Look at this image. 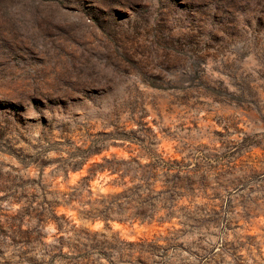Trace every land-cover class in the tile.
I'll return each instance as SVG.
<instances>
[{
	"label": "rangeland",
	"instance_id": "obj_1",
	"mask_svg": "<svg viewBox=\"0 0 264 264\" xmlns=\"http://www.w3.org/2000/svg\"><path fill=\"white\" fill-rule=\"evenodd\" d=\"M101 249L264 264V0H0V264Z\"/></svg>",
	"mask_w": 264,
	"mask_h": 264
},
{
	"label": "trees",
	"instance_id": "obj_2",
	"mask_svg": "<svg viewBox=\"0 0 264 264\" xmlns=\"http://www.w3.org/2000/svg\"><path fill=\"white\" fill-rule=\"evenodd\" d=\"M104 161L105 162H107L108 160H106V159H104ZM140 165H139V163H136V167H139ZM102 170L101 171H103V170H105L106 168H101ZM110 172L112 171V170H110V169H108ZM132 179V178H131ZM133 191V193L135 194V195H138L137 193H136V191H139V188H133L132 190L131 189H129V190H123V191H121V192H114V193H112V194H110V195H108V197L109 198H112L113 199V201H111L110 202V204H112V203H120L123 199H127L128 198V193L127 192H132ZM138 212H136V214H134V216H133V221H135V220H137V219H140V218H138V217H140L139 216V214H137ZM142 217L143 216H141V219H142ZM51 248H52V246H50ZM52 250V249H51ZM60 251H61V249H59V253H54L53 254V256L51 257V258H54V257H59V258H61V259H69L70 257H68V256H66L65 254H62V253H60ZM97 253H98V255H99V258L101 257V258H105L106 257V259L108 260V256H106L107 254H105L104 252H103V250L101 249V250H97ZM88 253H86L85 255L84 254H80V255H78L77 256V258H79V259H85L86 258V255H87ZM90 257H91V251H90ZM66 261H68V260H66ZM65 261V264H78V262L76 261V260H74L73 262H66ZM108 262H109V264H115L114 262H112L111 260H108Z\"/></svg>",
	"mask_w": 264,
	"mask_h": 264
}]
</instances>
